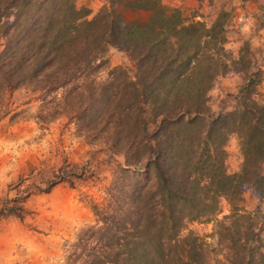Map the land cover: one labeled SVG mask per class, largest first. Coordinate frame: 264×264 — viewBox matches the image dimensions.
I'll return each instance as SVG.
<instances>
[{"label":"trees","instance_id":"1","mask_svg":"<svg viewBox=\"0 0 264 264\" xmlns=\"http://www.w3.org/2000/svg\"><path fill=\"white\" fill-rule=\"evenodd\" d=\"M86 2L0 0V103L29 88L39 101L36 121L62 115L122 156L102 199L87 201L94 220L68 243L65 264H264L256 213L242 191L250 183L264 194L256 71L231 93L232 109L207 105L228 70L231 8L208 23L163 0H105L93 13ZM108 47L130 66H108ZM8 112L6 104L0 117ZM230 135L241 160L227 171ZM66 177L59 165L43 190ZM17 205L2 204L0 215L20 216ZM192 220L213 223L214 243L188 227Z\"/></svg>","mask_w":264,"mask_h":264},{"label":"rangeland","instance_id":"2","mask_svg":"<svg viewBox=\"0 0 264 264\" xmlns=\"http://www.w3.org/2000/svg\"><path fill=\"white\" fill-rule=\"evenodd\" d=\"M86 1L93 13L105 0ZM163 1L208 23L219 9L231 8L224 42L230 61L227 72L214 81L209 92L210 109H232L236 103L231 93L254 70L252 95L264 93V0H260L261 5L253 0ZM106 52L108 66H130L123 51L108 47ZM104 71L105 67L99 69L101 75ZM35 94L19 87L0 103V111L6 104L9 108L0 117V206L20 204V216L0 215V264H65L68 243L94 220L87 201L102 199L114 162H122L120 154H109L102 142L79 134L62 115L36 121L34 114L40 106ZM225 148V168L232 171L241 160L234 135L228 137ZM62 164L66 179L44 191ZM261 172L264 174V163ZM242 191L243 204L255 211L254 220L264 241V194L250 183H244ZM226 207L223 203L222 212H227ZM188 227L214 243L211 221L192 220Z\"/></svg>","mask_w":264,"mask_h":264},{"label":"crops","instance_id":"3","mask_svg":"<svg viewBox=\"0 0 264 264\" xmlns=\"http://www.w3.org/2000/svg\"><path fill=\"white\" fill-rule=\"evenodd\" d=\"M252 207V206H251Z\"/></svg>","mask_w":264,"mask_h":264}]
</instances>
